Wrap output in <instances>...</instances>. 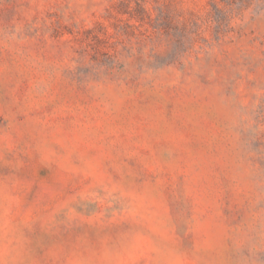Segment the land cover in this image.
<instances>
[{
	"label": "rangeland",
	"instance_id": "obj_1",
	"mask_svg": "<svg viewBox=\"0 0 264 264\" xmlns=\"http://www.w3.org/2000/svg\"><path fill=\"white\" fill-rule=\"evenodd\" d=\"M0 264H264V0H0Z\"/></svg>",
	"mask_w": 264,
	"mask_h": 264
}]
</instances>
